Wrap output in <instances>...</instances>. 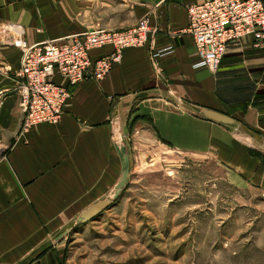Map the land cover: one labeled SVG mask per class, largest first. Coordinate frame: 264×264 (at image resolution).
Here are the masks:
<instances>
[{"label": "crops", "instance_id": "0c3cea01", "mask_svg": "<svg viewBox=\"0 0 264 264\" xmlns=\"http://www.w3.org/2000/svg\"><path fill=\"white\" fill-rule=\"evenodd\" d=\"M109 1L0 0V264H62L72 227L98 203L112 202L126 157L142 146L215 160L237 181L260 187L264 51L247 37L229 47L216 72L196 69L194 39L183 33L187 8L208 0ZM146 17L153 32L146 46L125 50L101 83L69 87L57 125L21 134L15 73L23 56L10 45L9 27L35 45L127 30ZM112 50L91 54L98 59ZM56 82L67 86L61 77ZM206 111L234 123L211 120Z\"/></svg>", "mask_w": 264, "mask_h": 264}, {"label": "rangeland", "instance_id": "374dc122", "mask_svg": "<svg viewBox=\"0 0 264 264\" xmlns=\"http://www.w3.org/2000/svg\"><path fill=\"white\" fill-rule=\"evenodd\" d=\"M127 158L124 187L72 227L62 264H264V177L251 186L170 148L142 146Z\"/></svg>", "mask_w": 264, "mask_h": 264}, {"label": "built area", "instance_id": "2783aa9c", "mask_svg": "<svg viewBox=\"0 0 264 264\" xmlns=\"http://www.w3.org/2000/svg\"><path fill=\"white\" fill-rule=\"evenodd\" d=\"M189 25L183 33L193 37L196 69L216 72L229 47L251 37L252 47L264 51V0H208L187 8ZM10 45L22 52V64L15 73L24 117L21 134H30L43 124L57 125L76 87L87 81L101 83L123 60L124 51L146 46L151 41L148 17L122 31L96 29L82 36L29 45L17 31L7 29ZM112 52L95 59L96 49ZM158 52L154 59L161 57ZM63 78L67 86L56 78Z\"/></svg>", "mask_w": 264, "mask_h": 264}, {"label": "water", "instance_id": "95a60500", "mask_svg": "<svg viewBox=\"0 0 264 264\" xmlns=\"http://www.w3.org/2000/svg\"><path fill=\"white\" fill-rule=\"evenodd\" d=\"M205 115L214 121L220 122V123H226V124H231L234 123V120L232 118H230L229 116L220 114L218 112H214V111H206ZM128 167H129V159L126 157L125 159V174L123 177V180L119 186L118 192H120V189L124 187L125 182L127 181L128 177H129V171H128ZM111 204L110 201H106V202H100L97 205H95L92 209H90L88 212H85L83 214V218L85 220H89V219H94L95 217H97L106 206H109Z\"/></svg>", "mask_w": 264, "mask_h": 264}]
</instances>
